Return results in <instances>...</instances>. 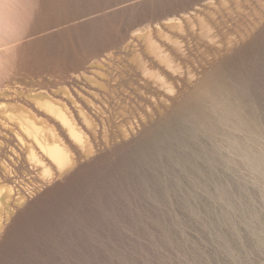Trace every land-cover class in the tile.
I'll list each match as a JSON object with an SVG mask.
<instances>
[{"label": "rangeland", "instance_id": "obj_1", "mask_svg": "<svg viewBox=\"0 0 264 264\" xmlns=\"http://www.w3.org/2000/svg\"><path fill=\"white\" fill-rule=\"evenodd\" d=\"M204 1L0 0V86L82 90L90 88L81 75L91 61L109 52L123 57L106 65L111 137L94 140L96 156L83 157L61 130L77 167L46 183L23 154L16 166L0 148L18 180L31 185L28 205L0 234V264H264V0H242L244 9L230 1L231 14L214 0L219 8L212 10L239 43L229 51L218 24L223 51L188 31L193 60L183 62L202 78L178 99L166 96L169 107L160 101L159 110L128 85L163 94L136 79L124 45L139 28ZM198 45L212 54H199ZM171 78L179 88L184 82ZM133 96L154 109V119L137 116L130 138H116L123 102L128 115L137 114L132 103L147 115Z\"/></svg>", "mask_w": 264, "mask_h": 264}, {"label": "bare ground", "instance_id": "obj_2", "mask_svg": "<svg viewBox=\"0 0 264 264\" xmlns=\"http://www.w3.org/2000/svg\"><path fill=\"white\" fill-rule=\"evenodd\" d=\"M230 1H233L238 9H244L242 8V0H220L219 2L230 14L232 13ZM216 8H219L216 1L205 0L202 5H196L187 13L167 18L153 25L147 24L136 30L134 34L132 33V37L124 45L126 51L124 58L140 73V77L136 78L140 83L149 81L158 90L163 91V94H160L159 98L148 95L141 86L128 79L129 87L141 97H148L154 107L161 110L160 101L169 107L166 96H174L178 99V95L182 94L180 91L182 88H186L187 85L202 78V75L188 64L189 62H183V59L193 60L183 39V37L189 38L188 31L198 34L208 43L207 46H216L219 51H223L221 48L224 39L228 50L234 49L236 42H238L236 38L238 35L222 26L223 23L212 10ZM216 24L220 28L223 27L224 39L215 27ZM135 39L140 42L141 46ZM198 50L200 51L199 54L202 53L205 57L212 54H209L206 47L200 45H198ZM215 56L218 57V54ZM116 57L117 59L123 58L121 55H114L113 52H109L107 56L90 62L88 71H84L81 75L90 85V88L82 87L83 91L76 87H72V89L66 84L53 89L24 88L11 83L0 86V148L5 147L12 153L9 156L12 163L18 166L23 154L29 166L32 167L31 169L36 171L39 179L47 183L54 180L55 177H63L77 167V155L71 146L72 144L78 148L83 157L91 158L97 155V146L94 140L98 142L100 134L104 142H110V115L108 114L110 105L105 93L110 91L109 83L112 80L106 65L111 64L109 59ZM150 58L153 59L154 64L150 63L152 62ZM128 63H124L126 69H130ZM167 73L184 80V82H179L180 88L177 87L171 78L172 76H168ZM121 76L126 77L127 74L122 71ZM78 77L80 78V76ZM116 78L117 82L119 78L117 76ZM206 84L203 81L199 85L200 90ZM120 89L126 93H131L123 84H121ZM133 97L139 106L145 108L147 115L133 103L137 114L132 112V115H128V111H125V109H129L128 104L121 102L122 107L117 112L118 121L115 125L116 131L119 133L115 134L116 138H130L137 126H140L137 116L144 122L148 118L154 119V109L139 98ZM173 99L175 100V98ZM128 103L131 102L128 101ZM202 103L200 106L203 105ZM87 107L94 111V115H97L101 123L97 121ZM230 109L232 108H228V112L232 111ZM61 130L65 132L72 144L65 138ZM11 137L12 140L16 141V144L11 145L7 142V139H11ZM18 177L20 175L17 169L6 159L0 157V234L6 228V224H9L17 209L26 207L30 200L27 195L29 194L27 191L30 189V183L26 179L18 180ZM13 182L18 183L19 186Z\"/></svg>", "mask_w": 264, "mask_h": 264}]
</instances>
